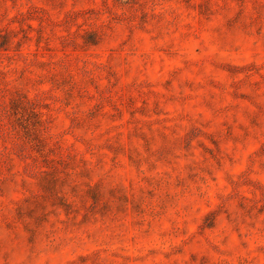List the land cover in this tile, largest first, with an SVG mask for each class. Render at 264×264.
<instances>
[{"label":"rangeland","instance_id":"1","mask_svg":"<svg viewBox=\"0 0 264 264\" xmlns=\"http://www.w3.org/2000/svg\"><path fill=\"white\" fill-rule=\"evenodd\" d=\"M0 264H264V0H0Z\"/></svg>","mask_w":264,"mask_h":264}]
</instances>
